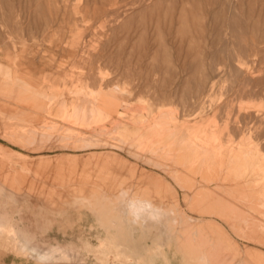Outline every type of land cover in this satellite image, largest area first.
Returning a JSON list of instances; mask_svg holds the SVG:
<instances>
[{
  "label": "rangeland",
  "instance_id": "1",
  "mask_svg": "<svg viewBox=\"0 0 264 264\" xmlns=\"http://www.w3.org/2000/svg\"><path fill=\"white\" fill-rule=\"evenodd\" d=\"M122 183L175 210L157 264H264V0H0L8 205L35 230ZM65 222L47 238L97 235ZM0 264L31 261L2 236Z\"/></svg>",
  "mask_w": 264,
  "mask_h": 264
},
{
  "label": "clouds",
  "instance_id": "2",
  "mask_svg": "<svg viewBox=\"0 0 264 264\" xmlns=\"http://www.w3.org/2000/svg\"><path fill=\"white\" fill-rule=\"evenodd\" d=\"M16 199L14 193L0 187V237L7 236L21 258L31 264H132L127 244L137 239L153 241L155 250L150 264H157L159 259L166 261L159 254L163 253V244L171 235L175 210L131 186L122 183L117 191L104 195L112 209L110 214L99 215L91 198L76 196L63 213L50 217L47 222L36 215L35 230L24 225L22 212L16 214L8 205L9 200ZM70 213L76 215L77 222L85 214L91 216L90 228L97 235L82 233L67 242L49 240L47 236L53 227L58 226L65 234L77 228L75 222H65ZM197 264H211V260L203 254Z\"/></svg>",
  "mask_w": 264,
  "mask_h": 264
},
{
  "label": "bare ground",
  "instance_id": "3",
  "mask_svg": "<svg viewBox=\"0 0 264 264\" xmlns=\"http://www.w3.org/2000/svg\"><path fill=\"white\" fill-rule=\"evenodd\" d=\"M77 102V101H76ZM80 107V106H79ZM78 107V108H79ZM102 107V106H101ZM101 107H100V109H101ZM82 108V107H81ZM81 108H79V109H81ZM96 108V107H95ZM91 109H92V107H91ZM95 110V109H94ZM93 109H92V111H94ZM97 110V109H96ZM77 111H79L78 109H77ZM82 111V110H81ZM92 111H91V113H92ZM98 111V110H97ZM80 112V111H79ZM83 112V111H82ZM81 113V112H80ZM95 113H97V112H95ZM82 114H85V110H84V112L82 113ZM93 114V113H92ZM67 115V114H66ZM81 115V114H80ZM91 115V114H90ZM94 115V114H93ZM67 117V116H66ZM93 120V119H92ZM104 121V120H103ZM246 155V154H245ZM215 187V186H214ZM195 193V192H194ZM201 193V192H200ZM207 196H208V194H207ZM198 197V196H197ZM212 198V197H211ZM208 200V199H207ZM213 201V200H212ZM215 201V200H214ZM263 202V201H262ZM233 210V209H232ZM217 212V211H216ZM215 212V213H216ZM214 213V212H213ZM232 213V212H231ZM235 213V212H234ZM230 215V214H229ZM233 215V214H232ZM231 216V215H230ZM242 217V216H241ZM252 221V220H251ZM126 263V262H125Z\"/></svg>",
  "mask_w": 264,
  "mask_h": 264
}]
</instances>
